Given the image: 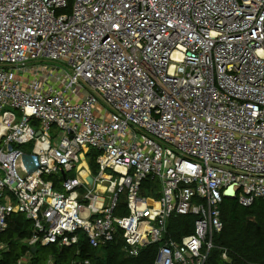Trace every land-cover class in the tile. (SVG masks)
<instances>
[{
  "label": "built area",
  "instance_id": "built-area-1",
  "mask_svg": "<svg viewBox=\"0 0 264 264\" xmlns=\"http://www.w3.org/2000/svg\"><path fill=\"white\" fill-rule=\"evenodd\" d=\"M234 184L264 198V0H0V237L206 264Z\"/></svg>",
  "mask_w": 264,
  "mask_h": 264
},
{
  "label": "trees",
  "instance_id": "trees-1",
  "mask_svg": "<svg viewBox=\"0 0 264 264\" xmlns=\"http://www.w3.org/2000/svg\"><path fill=\"white\" fill-rule=\"evenodd\" d=\"M96 151L89 152L90 167L98 171ZM223 228L214 234V247L206 264H264V198L250 206H242L236 199H226L221 207ZM194 216L174 217L169 223V233L176 239L193 230ZM33 221L24 214L14 213L0 239L7 242L3 264H16L29 254V264H153L159 244L144 248L138 256H125L120 244H109L101 249L81 240L79 245L59 247L56 244L36 245V250L26 243L33 234ZM103 252V255L99 253ZM224 254L226 257H224ZM88 262V263H86Z\"/></svg>",
  "mask_w": 264,
  "mask_h": 264
},
{
  "label": "crops",
  "instance_id": "crops-1",
  "mask_svg": "<svg viewBox=\"0 0 264 264\" xmlns=\"http://www.w3.org/2000/svg\"><path fill=\"white\" fill-rule=\"evenodd\" d=\"M34 232V231H33ZM33 235V234H32ZM2 236V235H1ZM31 238V237H30ZM0 241L6 246V251H7V249H8V246H7V242H5V241H2L1 239H0ZM26 243L29 245V246H31L32 247V251H35L36 250V245H38V244H35V245H30L29 244V238L26 240ZM39 245H41V244H39ZM34 249V250H33ZM5 252V251H4ZM26 258V260H25V264H29V254H26V255H24V256H22L18 261H17V263L16 264H18L20 261H22L23 260V264H24V259Z\"/></svg>",
  "mask_w": 264,
  "mask_h": 264
},
{
  "label": "water",
  "instance_id": "water-1",
  "mask_svg": "<svg viewBox=\"0 0 264 264\" xmlns=\"http://www.w3.org/2000/svg\"><path fill=\"white\" fill-rule=\"evenodd\" d=\"M89 181H92V178L91 177L89 178ZM237 187H238V185L237 184H234L233 186L227 188V190L225 192L226 193V197L229 198V199H233Z\"/></svg>",
  "mask_w": 264,
  "mask_h": 264
},
{
  "label": "bare ground",
  "instance_id": "bare-ground-1",
  "mask_svg": "<svg viewBox=\"0 0 264 264\" xmlns=\"http://www.w3.org/2000/svg\"><path fill=\"white\" fill-rule=\"evenodd\" d=\"M82 166H84L85 167V169L81 172V176H84L86 173H87V164H86V162H83V164H82ZM101 188V187H100Z\"/></svg>",
  "mask_w": 264,
  "mask_h": 264
},
{
  "label": "rangeland",
  "instance_id": "rangeland-1",
  "mask_svg": "<svg viewBox=\"0 0 264 264\" xmlns=\"http://www.w3.org/2000/svg\"><path fill=\"white\" fill-rule=\"evenodd\" d=\"M99 254H100V255H103V252H101V251H100V253H99ZM224 257H226V256H224ZM51 264H52V260H51Z\"/></svg>",
  "mask_w": 264,
  "mask_h": 264
}]
</instances>
